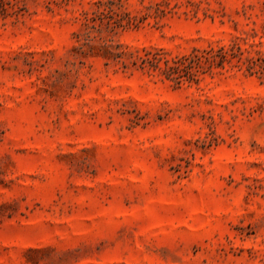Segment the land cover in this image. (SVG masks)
I'll list each match as a JSON object with an SVG mask.
<instances>
[{"label":"rangeland","instance_id":"rangeland-1","mask_svg":"<svg viewBox=\"0 0 264 264\" xmlns=\"http://www.w3.org/2000/svg\"><path fill=\"white\" fill-rule=\"evenodd\" d=\"M0 264H264V0H0Z\"/></svg>","mask_w":264,"mask_h":264},{"label":"trees","instance_id":"trees-1","mask_svg":"<svg viewBox=\"0 0 264 264\" xmlns=\"http://www.w3.org/2000/svg\"><path fill=\"white\" fill-rule=\"evenodd\" d=\"M111 5L114 0H107ZM161 4L169 5V2L164 1L156 2L154 4L155 13L159 11H163L161 8ZM110 12L112 8H109ZM101 12H103L101 10ZM125 16L128 17V20H132L135 17L129 16L128 13H125ZM118 21V20H117ZM120 22H118V25ZM193 51V53L189 55H182L177 58L172 59H165L156 54L148 55L140 57L142 67L146 66L148 71L149 70H158L161 74H163L166 78L173 80L175 83H180L182 77H186L187 80H194L198 79L199 73L204 71V66L202 62L207 63V67H210L214 63L217 65H222L224 61L231 62V58L236 56L241 59L240 54L242 53L241 48L237 44H233L230 47H219L217 51L213 48H209L208 50L204 49L203 51ZM219 56V62H216L215 56Z\"/></svg>","mask_w":264,"mask_h":264}]
</instances>
